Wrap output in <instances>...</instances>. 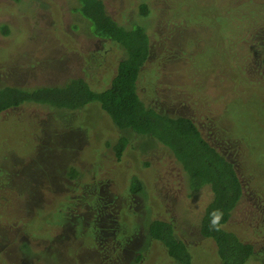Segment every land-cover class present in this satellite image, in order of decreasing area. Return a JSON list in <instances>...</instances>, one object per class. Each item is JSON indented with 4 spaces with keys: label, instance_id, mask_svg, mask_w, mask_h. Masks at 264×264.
I'll return each instance as SVG.
<instances>
[{
    "label": "rangeland",
    "instance_id": "374dc122",
    "mask_svg": "<svg viewBox=\"0 0 264 264\" xmlns=\"http://www.w3.org/2000/svg\"><path fill=\"white\" fill-rule=\"evenodd\" d=\"M104 1L120 25L142 26L150 36L147 72L139 81L143 101L170 115L193 117L234 164L244 198L226 228L254 243L247 264H264V242L253 241L263 213L257 207L264 211L258 55L264 38L255 41L260 52L242 62L247 80L237 70L216 77V68L230 67L226 32L235 23L230 22L261 21L264 0ZM141 5L148 7L145 16ZM91 30L77 0H0V88L57 86L71 78L85 79L95 90L108 87L124 52ZM208 89L211 94L202 93ZM5 116L0 117V264H174L147 235L154 218L173 225L193 264H218L212 241L199 231L212 191L187 184V197L179 168L158 141L127 135L117 162L112 146L124 133L97 104L79 111L30 109L19 113L23 120ZM31 173L39 177L36 183L29 181ZM134 176L144 185L142 194L129 190Z\"/></svg>",
    "mask_w": 264,
    "mask_h": 264
},
{
    "label": "trees",
    "instance_id": "16d2710c",
    "mask_svg": "<svg viewBox=\"0 0 264 264\" xmlns=\"http://www.w3.org/2000/svg\"><path fill=\"white\" fill-rule=\"evenodd\" d=\"M77 1L80 14L92 26V33L98 38L114 42L124 52L109 86L95 90L82 78H71L57 86H4L0 88V117L8 118L5 116L8 114L15 120H23L19 113L30 109L79 111L90 104L99 105L114 126L124 133L112 146L116 161L122 159L128 146L130 139L127 135L147 136L158 141L170 153L173 163L179 168L187 197V184H191L193 190L206 186L212 191L213 201L205 208L199 231L202 237L212 241L219 259L218 264H247L254 254V243L242 240L226 228L244 198L243 184L234 164L210 144L193 117L167 114L149 106L141 98L139 81L147 72L146 67L151 55V41L146 30L138 25L131 29L120 25L109 14L104 0ZM140 10L143 16L148 14L146 5H141ZM242 12L244 11L239 14ZM239 21L235 18L230 22V25L235 23L230 31L226 32L231 36L232 43L229 52L230 67L227 71L225 66L216 68V77H227L229 71L237 70L243 73L247 80V70L243 69L242 62L250 58L252 53L260 52V49L256 51L258 47L255 41L257 37L264 38V13L261 21L257 20L255 23L242 26ZM257 26L260 29H257ZM7 28L4 27V30L7 31ZM241 31L248 36H242ZM258 55L259 64L263 69V72H260V76H263L259 78L262 84L264 50ZM202 87L207 88L204 85ZM260 88L264 89V83ZM202 93L211 94L209 89L208 92ZM204 97L209 99L205 95ZM27 121L31 126L32 120ZM77 174L75 171L73 176ZM129 190L133 194H142L144 185L134 176L130 180ZM213 212L220 213V220L216 225L211 223ZM260 219L258 228L253 229L255 242L262 238L258 237L259 234H264V217ZM147 235L165 249L169 262L193 264L188 246L176 235L170 222L154 218L149 224Z\"/></svg>",
    "mask_w": 264,
    "mask_h": 264
},
{
    "label": "flooded vegetation",
    "instance_id": "af4514ba",
    "mask_svg": "<svg viewBox=\"0 0 264 264\" xmlns=\"http://www.w3.org/2000/svg\"><path fill=\"white\" fill-rule=\"evenodd\" d=\"M259 67H260V68H259V72H263V69H262L261 65H259ZM262 76H263V75L261 74L260 77L262 78ZM263 78H264V77H263ZM263 83H264V82H263ZM206 118H207V116H206ZM196 122H197V121H196ZM210 144H211V143H210ZM211 145H212V144H211ZM212 146H213V145H212ZM214 147H215V146H214ZM215 148H216V147H215ZM216 149H217V148H216ZM217 150H218V149H217ZM218 151H219V150H218ZM225 157H226V156H225ZM226 158H227V157H226ZM227 159H228V158H227ZM230 162H231V161H230ZM231 163H232V162H231ZM35 174H36V173H31V175H30V176H31V180L28 179L29 181H32V183H33V182L36 183V181H37L38 178H39V177H38V178L35 177ZM32 178L34 179V181L32 180ZM256 201H257V200H256ZM258 201H259V200H258ZM257 206H258V205H257V202H256V204H255L254 207L256 208ZM257 209H258V211H259L260 213L263 212V213L261 214V218L264 217V211H260V209H259L258 207H257ZM7 219H8V218H7ZM259 220L261 221V219H259ZM259 220H258V221H259ZM7 221H8V220H5V222H7ZM5 222H4V226H5L6 228H8V227H7V224H6ZM257 223H258V222H257ZM258 224H259V223H258ZM257 228H258V227H257ZM9 229H11V228H9ZM258 241H259V240H258ZM260 241H261V242H264V236L262 237V239H260Z\"/></svg>",
    "mask_w": 264,
    "mask_h": 264
},
{
    "label": "clouds",
    "instance_id": "9594fccd",
    "mask_svg": "<svg viewBox=\"0 0 264 264\" xmlns=\"http://www.w3.org/2000/svg\"><path fill=\"white\" fill-rule=\"evenodd\" d=\"M212 220H211V223L213 225H216L218 223V221L220 220V213L218 212H213L212 214Z\"/></svg>",
    "mask_w": 264,
    "mask_h": 264
}]
</instances>
